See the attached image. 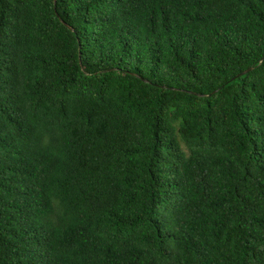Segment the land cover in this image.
Here are the masks:
<instances>
[{
	"label": "trees",
	"instance_id": "16d2710c",
	"mask_svg": "<svg viewBox=\"0 0 264 264\" xmlns=\"http://www.w3.org/2000/svg\"><path fill=\"white\" fill-rule=\"evenodd\" d=\"M0 264H264V0H0Z\"/></svg>",
	"mask_w": 264,
	"mask_h": 264
},
{
	"label": "water",
	"instance_id": "95a60500",
	"mask_svg": "<svg viewBox=\"0 0 264 264\" xmlns=\"http://www.w3.org/2000/svg\"><path fill=\"white\" fill-rule=\"evenodd\" d=\"M247 70H248V69H246V70H243V71H241V72L237 73V75H236V76H239V75H242V74H244V73H245Z\"/></svg>",
	"mask_w": 264,
	"mask_h": 264
}]
</instances>
